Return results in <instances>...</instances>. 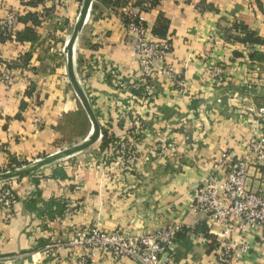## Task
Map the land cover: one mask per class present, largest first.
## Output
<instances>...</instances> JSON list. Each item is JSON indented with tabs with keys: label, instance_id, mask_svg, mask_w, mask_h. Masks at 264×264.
Segmentation results:
<instances>
[{
	"label": "crops",
	"instance_id": "obj_1",
	"mask_svg": "<svg viewBox=\"0 0 264 264\" xmlns=\"http://www.w3.org/2000/svg\"><path fill=\"white\" fill-rule=\"evenodd\" d=\"M82 2L0 0V20L19 12L12 30L0 29V55L17 76L10 87L0 83V171L73 146L90 131L65 53ZM129 9L143 10L153 39L169 38L166 61L184 88L167 78L141 87L123 26ZM72 61L99 139L9 181L16 201L9 213L0 209V264H78L82 256V264H108L107 250L66 245L75 228L140 236L172 223L184 231L166 250L169 264H221L211 234L218 228L192 209L191 190L207 180L211 161L241 153L253 128L246 108L264 106V0H91ZM237 239L229 235L233 246ZM242 240L252 247L234 264H264V244Z\"/></svg>",
	"mask_w": 264,
	"mask_h": 264
},
{
	"label": "built area",
	"instance_id": "obj_2",
	"mask_svg": "<svg viewBox=\"0 0 264 264\" xmlns=\"http://www.w3.org/2000/svg\"><path fill=\"white\" fill-rule=\"evenodd\" d=\"M19 20V12L9 11L0 20V29L12 30ZM124 29L132 38L134 61L138 65L139 84L146 91L153 89L155 79H171L184 88L167 63L171 51L169 38L155 40L146 26L142 9H129L126 12ZM212 78H219L222 69L213 65ZM8 63L0 55V83L6 87L16 81ZM250 122L253 125L241 153L227 151L209 164L207 180L191 190L192 209L202 221L215 225V235L221 251L217 261L221 264H234L248 255L251 243L243 241L250 236L264 244V106L257 107ZM16 201L15 193L9 184L0 186V209L9 213ZM73 227V225H70ZM75 228V227H74ZM184 231L180 223H172L155 231L152 235L132 236L120 232L104 233L97 228L74 229L67 246L84 250L104 249L109 251L114 264L126 258L140 264H169L165 257L168 246ZM238 236L236 245L229 242V235ZM57 245V244H56ZM56 245H47V249ZM81 257L78 264L85 262Z\"/></svg>",
	"mask_w": 264,
	"mask_h": 264
},
{
	"label": "water",
	"instance_id": "obj_3",
	"mask_svg": "<svg viewBox=\"0 0 264 264\" xmlns=\"http://www.w3.org/2000/svg\"><path fill=\"white\" fill-rule=\"evenodd\" d=\"M90 4H91V0H83L78 19L75 23L72 34L69 40L67 41L65 47L68 81L89 117L91 123L90 131L81 142L73 146L62 149L52 155L38 159L37 161H34L30 164L0 173V182L12 180L24 175L34 173L45 166L61 161L83 150L89 149L99 139L101 133L99 123L91 107V104L87 98V95L85 94L84 90L80 87L79 83L77 82L73 70V61H72L73 43L83 26Z\"/></svg>",
	"mask_w": 264,
	"mask_h": 264
},
{
	"label": "rangeland",
	"instance_id": "obj_4",
	"mask_svg": "<svg viewBox=\"0 0 264 264\" xmlns=\"http://www.w3.org/2000/svg\"><path fill=\"white\" fill-rule=\"evenodd\" d=\"M65 148H68V147H65ZM64 148V149H65ZM161 148L163 149V147L161 146ZM173 145H166V148H165V150L167 151V150H170V151H172L173 150ZM62 150V149H61ZM60 151V150H59ZM58 152V151H57ZM30 163H32V162H29V163H26L25 165H27V164H30ZM24 166V165H23ZM15 168H19V166L18 167H14V168H10V169H7V170H3V171H0V173H2V172H5V171H9V170H13V169H15ZM13 180V179H12ZM9 181H11V180H8V181H4V182H0V186L1 185H3V184H8L9 183ZM92 228H96V227H92ZM116 232V231H115Z\"/></svg>",
	"mask_w": 264,
	"mask_h": 264
},
{
	"label": "trees",
	"instance_id": "obj_5",
	"mask_svg": "<svg viewBox=\"0 0 264 264\" xmlns=\"http://www.w3.org/2000/svg\"><path fill=\"white\" fill-rule=\"evenodd\" d=\"M150 1H151V3H152L153 1H156V0H150ZM144 9H146V8H143V10H144Z\"/></svg>",
	"mask_w": 264,
	"mask_h": 264
}]
</instances>
